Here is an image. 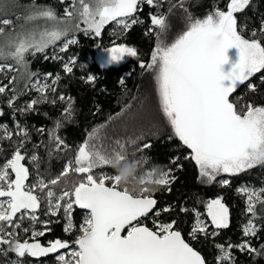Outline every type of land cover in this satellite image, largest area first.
Instances as JSON below:
<instances>
[{
    "label": "snow or ice",
    "instance_id": "snow-or-ice-1",
    "mask_svg": "<svg viewBox=\"0 0 264 264\" xmlns=\"http://www.w3.org/2000/svg\"><path fill=\"white\" fill-rule=\"evenodd\" d=\"M165 2L59 0L64 8L58 14L51 6L31 0L24 14L16 17L22 22L0 18V98H6L7 107L22 115L35 111L40 103L54 105L58 100L66 104L61 119L47 133L49 157L71 150L57 133L62 121L72 119L75 101L63 94L49 100V93L57 90L60 73L30 71L28 57L39 55L45 61L62 62L63 74L71 75L78 57L61 54L78 44L77 32L98 38L106 25L114 23L124 35L143 23L137 14L147 5L155 11L149 13L150 26L145 35L154 36L156 42L149 60L140 61L139 67L152 75L159 112L171 130L169 139L175 137L188 150L184 158L195 164L199 182L212 184L222 175L235 177L264 165V104L245 101L241 96L233 99L241 86L257 92V85L251 82L257 74H262L264 82V20L258 28L249 29L238 15L250 7L252 0H227L226 10L216 7L203 18H193L189 13L184 29L171 42L167 40L168 14L174 9L188 13V9L185 0H167V13L160 12ZM102 54L104 61L99 68L104 70L120 66L127 58L139 59L135 47L115 40L102 49ZM81 79L94 86L97 77L90 73ZM119 83L124 86L125 79L121 77ZM31 92L37 94L36 98L17 107L20 97ZM3 114L0 110V116ZM106 127L107 123L87 133L76 146L74 156L56 175L45 179L37 171L34 182L29 183L31 172L24 161L29 160L37 169L40 162L36 151L27 154L29 132L19 122L14 130L0 124V142L12 145V151L0 162V253H14L17 259L12 264H24L25 257L51 253H58V264H207L176 230L175 220L154 222L155 230L142 223L158 203L153 194L171 191L176 179L173 170L145 167L148 158L136 154L150 149L151 143L135 147L130 154L129 145H137L143 137L108 138L101 131ZM37 131L43 135L45 129ZM178 160L174 157L171 163L180 169ZM97 169H113L114 173H97ZM124 170H130L131 177L122 184L120 174ZM219 183L229 186L230 180L221 179ZM236 191L244 198L247 223L241 226L239 243L215 245V264H235L233 249L264 254V244L257 249L251 243L264 228L257 223L264 221V187L243 185ZM42 208L48 217L63 212L65 233L74 229V210H83L75 240L55 239L42 245L37 238L50 232L48 225L52 223L50 219H40ZM205 210L210 224L201 219L199 211L192 210L195 218L188 235L193 241L200 236H218L219 230L229 227V209L223 197L209 199ZM169 211L170 207H164L155 215ZM180 211L188 209L182 207ZM25 219L30 226H22ZM20 231L30 232L29 239L21 240Z\"/></svg>",
    "mask_w": 264,
    "mask_h": 264
},
{
    "label": "trees",
    "instance_id": "trees-1",
    "mask_svg": "<svg viewBox=\"0 0 264 264\" xmlns=\"http://www.w3.org/2000/svg\"><path fill=\"white\" fill-rule=\"evenodd\" d=\"M174 3L175 0H172ZM38 3L45 4L54 8L58 14L63 13L64 5L59 0H38ZM227 0H185V7L188 13L182 9H174L173 13L168 14L169 30L167 34L168 42H171L185 27L186 17L190 13L193 18H203L214 8L225 9ZM31 4V0H0V18H9L16 23L17 16L24 14L25 8ZM169 4L167 0L160 12L167 13ZM226 10V9H225ZM155 10L150 9L147 5L137 15L143 21L134 25L126 34L121 35V30L114 23L106 25L102 31L101 37L85 35L83 32H77L76 38L78 44L70 47L67 53L61 54L66 58L69 56L78 57V62L71 75H64L62 71V62L52 60L45 61L41 56L28 57L30 61V71L37 73H60L61 79L56 85V92L49 93V100L55 99L56 96L63 94L72 97L75 101L73 104V117L70 121H62V127L58 130V135L70 146L67 153H55L52 157L48 156V130L54 127L55 121L61 119V113L66 104L57 100L56 104L40 103L36 110L26 114L13 112L4 102L6 98H0V110L3 116H0V124H5L10 130H14L15 124L19 122L21 126L26 127L29 132V142L26 147L28 155L36 151L40 157L39 169H37L29 160L24 163L29 167L31 176L29 183L34 182L37 171L49 179L56 175L75 154L76 146L81 143L87 133L93 128L107 123L103 128L102 134L108 138H120L128 140L142 136L137 145H129L128 151L131 154L135 147L143 143H151L150 149H145L137 156L143 155L148 158L145 165L151 168L153 165L158 166L160 170L172 169V174L176 177L171 184V191L160 190L153 195L158 201L153 213L142 219V223L150 229L155 230L154 222L167 223L175 220L176 230L182 233L186 242H189L195 250L201 253L206 259L207 264H215V257L218 251L216 244H237L241 241V226L247 223V217L244 214V198L237 193V188L243 185L249 187H264V165H258L246 173L235 177L221 176L212 184L201 183L198 180V170L193 162L186 160L184 157L188 150L173 137L169 139L171 130L164 122L162 114L159 112L158 103L154 91V81L150 73H145L139 67L140 61L147 62L150 53L155 46V37L145 35L150 26L149 13ZM241 23H246L249 29L258 28L261 21L264 20V0H252L251 5L244 13L238 14ZM125 43L135 47L139 52V59L127 58L120 66L113 69H100L99 63L103 59L102 49L111 46V42ZM99 45V48L97 47ZM51 54L52 49L48 50ZM11 63V61H8ZM83 66V67H82ZM93 73L97 77L94 86L84 83L81 77ZM130 74V75H129ZM11 75V74H9ZM257 74L251 82L257 85V92L251 93L246 86H241L233 99L237 96L243 97V100L264 104V82L261 81ZM125 79V85L121 86L120 78ZM0 79H3L0 76ZM6 82V81H5ZM50 82V81H49ZM23 87V83L20 84ZM37 94L31 92L29 95L21 96L17 101V107H23L24 104L36 98ZM44 128V134H40L37 129ZM34 145L39 148L34 149ZM12 151V145L8 141L0 142V162H3L6 156ZM179 157L178 164L182 168L177 169L175 164L171 163L172 158ZM131 158V156H130ZM107 171L114 173L113 169H97L96 172ZM229 179V186H222L219 181ZM59 191V188H57ZM223 197V202L229 209V227L219 230L218 236L209 235L207 238L200 236L198 240L193 241L188 233L191 230L194 214L193 209L201 213V219L207 221L205 204L209 199ZM164 207H170L171 211L161 212L159 216L155 211ZM187 208V212H181V208ZM41 220H51L48 225L51 228L43 237L37 239L42 245L47 246L48 242L55 239L74 241L79 235V226L83 222V211L75 209L72 216L74 229L71 233H65L64 227L66 221L63 212L55 217L44 215V209L39 212ZM30 221L24 220L22 226H30ZM258 224L264 225V221H257ZM37 230L41 225H35ZM213 231L210 227L209 232ZM30 232L20 231L21 240L29 239ZM253 247L259 249L264 244V228L258 233V238H252ZM75 247V245H72ZM7 247V246H3ZM66 251V250H61ZM58 253H51L45 257H25L24 264H58L56 256ZM235 264H264V254L255 255L242 253L233 249ZM17 258L14 253L6 255L0 253V264H12Z\"/></svg>",
    "mask_w": 264,
    "mask_h": 264
},
{
    "label": "clouds",
    "instance_id": "clouds-1",
    "mask_svg": "<svg viewBox=\"0 0 264 264\" xmlns=\"http://www.w3.org/2000/svg\"><path fill=\"white\" fill-rule=\"evenodd\" d=\"M131 177V171L130 170H124L123 173L120 174V180H121V183H125L127 182Z\"/></svg>",
    "mask_w": 264,
    "mask_h": 264
},
{
    "label": "rangeland",
    "instance_id": "rangeland-1",
    "mask_svg": "<svg viewBox=\"0 0 264 264\" xmlns=\"http://www.w3.org/2000/svg\"><path fill=\"white\" fill-rule=\"evenodd\" d=\"M81 27H83V25H81ZM103 61H104V57H103V59L100 60V62L103 63Z\"/></svg>",
    "mask_w": 264,
    "mask_h": 264
},
{
    "label": "water",
    "instance_id": "water-1",
    "mask_svg": "<svg viewBox=\"0 0 264 264\" xmlns=\"http://www.w3.org/2000/svg\"><path fill=\"white\" fill-rule=\"evenodd\" d=\"M230 55H231V54H230ZM154 210H155V209H154ZM154 210H153V212H154ZM82 211H83V210H82ZM153 212H152V213H153ZM150 214H151V213H149V215H150ZM142 219H143V218H142ZM122 234H126V231H125V233H122Z\"/></svg>",
    "mask_w": 264,
    "mask_h": 264
}]
</instances>
